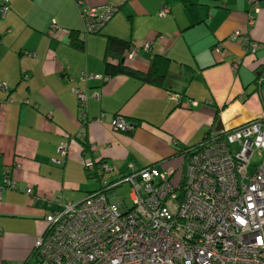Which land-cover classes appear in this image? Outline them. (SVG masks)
Here are the masks:
<instances>
[{"label":"crops","instance_id":"0c3cea01","mask_svg":"<svg viewBox=\"0 0 264 264\" xmlns=\"http://www.w3.org/2000/svg\"><path fill=\"white\" fill-rule=\"evenodd\" d=\"M109 5L117 11L103 30L85 34L82 12ZM8 6L0 12V264H25L49 214L84 200L131 165L178 171L184 150L209 131L264 115L258 83L264 77V0L253 20L250 0H9ZM164 7L169 14L161 18ZM52 24L59 30L53 36ZM73 31L83 48L71 45ZM107 37L152 43L153 51L142 50L125 65L147 74L155 55L169 58L163 86L124 74L108 77ZM246 37L260 44L255 53ZM84 72L104 79L79 83ZM73 86L98 94L87 103L85 122ZM116 116L134 128L115 131ZM64 141L68 156L56 165ZM90 157L113 172L90 178L84 166ZM6 178L15 189L3 188Z\"/></svg>","mask_w":264,"mask_h":264},{"label":"built area","instance_id":"2783aa9c","mask_svg":"<svg viewBox=\"0 0 264 264\" xmlns=\"http://www.w3.org/2000/svg\"><path fill=\"white\" fill-rule=\"evenodd\" d=\"M8 4L1 0L2 15ZM116 11L109 5L82 12L84 33L99 34ZM259 11L260 0H250V19ZM168 14L167 7L159 12L161 18ZM58 31L52 24L48 33ZM239 36L236 32L233 37ZM245 43L252 53L260 47L247 37ZM153 49L150 42L132 44L123 61ZM92 79L104 77L84 72L79 83ZM258 83L264 88V77ZM72 91L85 122L87 103L98 94L79 86ZM111 125L118 132L134 128L121 116ZM68 149V141L60 144L56 165L63 164ZM256 151L262 162L249 176ZM184 161L178 171L131 165L84 200L61 205L47 216L48 227L25 264H264V115L235 128L209 131L199 145L184 150ZM97 163L93 157L84 161L91 178L101 180L113 172ZM125 184L129 205L125 198L112 200ZM3 188L15 189L14 180L4 179Z\"/></svg>","mask_w":264,"mask_h":264},{"label":"trees","instance_id":"16d2710c","mask_svg":"<svg viewBox=\"0 0 264 264\" xmlns=\"http://www.w3.org/2000/svg\"><path fill=\"white\" fill-rule=\"evenodd\" d=\"M181 1L186 3V0ZM70 43L79 49L83 48L84 45L79 39V34L75 31L70 35ZM131 46L132 44L130 42L115 37H107L105 49L106 75L108 77H114L119 74H124L149 84L163 86L170 69L171 60L164 56L155 55L151 61L150 70L147 74L137 72L127 67L123 61L125 53ZM101 163L102 161H99L97 164ZM88 176L91 178L89 174Z\"/></svg>","mask_w":264,"mask_h":264},{"label":"rangeland","instance_id":"374dc122","mask_svg":"<svg viewBox=\"0 0 264 264\" xmlns=\"http://www.w3.org/2000/svg\"><path fill=\"white\" fill-rule=\"evenodd\" d=\"M261 162H262V156H261L260 152L256 151L253 158H252V164L248 168V175L249 176L254 175L255 171L257 170V168ZM129 190H130L129 186L127 184L123 185L120 189H117L118 197L112 198V199H114L113 201H117L120 198H125L126 204L129 205V198H128Z\"/></svg>","mask_w":264,"mask_h":264},{"label":"water","instance_id":"95a60500","mask_svg":"<svg viewBox=\"0 0 264 264\" xmlns=\"http://www.w3.org/2000/svg\"><path fill=\"white\" fill-rule=\"evenodd\" d=\"M221 126V122H219V127Z\"/></svg>","mask_w":264,"mask_h":264}]
</instances>
